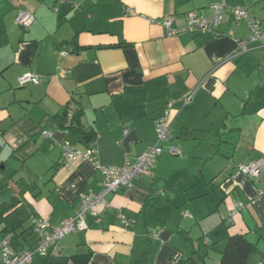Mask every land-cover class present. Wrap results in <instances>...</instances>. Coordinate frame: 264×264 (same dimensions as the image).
<instances>
[{"label":"crops","instance_id":"obj_1","mask_svg":"<svg viewBox=\"0 0 264 264\" xmlns=\"http://www.w3.org/2000/svg\"><path fill=\"white\" fill-rule=\"evenodd\" d=\"M218 1L0 0V187L14 190L30 225L45 217L59 227L80 210L81 194L102 190L95 165L64 162V142L94 150L100 166L123 167L157 144L165 110L174 135L151 175L107 196L100 222L88 216V230L34 264H74L79 255H90L87 264H195L197 256L221 264L233 235L254 246L250 264L263 259L264 167L253 179L239 166L264 161V39L241 54L250 30L232 15L205 34L170 37L162 26H184L191 12L210 17ZM224 1L264 32V0ZM19 9L35 16L32 26L17 24ZM26 73L40 84L21 86ZM65 110L61 127L55 117ZM74 117L80 133L69 129ZM13 160L20 169L6 173Z\"/></svg>","mask_w":264,"mask_h":264},{"label":"built area","instance_id":"obj_2","mask_svg":"<svg viewBox=\"0 0 264 264\" xmlns=\"http://www.w3.org/2000/svg\"><path fill=\"white\" fill-rule=\"evenodd\" d=\"M95 3L97 0H90ZM55 12H59L58 7H54ZM212 15L205 17L197 12H191L186 17V24L181 27H173L170 20L162 22V26L168 31L170 37H177L180 34L188 32L209 33L213 28L218 27L224 21L227 15H232L236 21H247L250 30L248 39L239 42V52L241 54L249 51V44L260 42L264 39V32L261 28L262 21L252 17L245 8H230L224 0H219L210 6ZM17 24L24 28L32 26L35 22V16L25 10L19 9L16 16ZM72 53L70 50H61L59 55L66 58ZM40 79L31 73H26L19 78L21 86L27 84H40ZM192 96L185 98V105L191 103ZM169 112L165 110L155 123L157 132V144L149 147L134 161H127L123 167H103L97 162L94 150L79 152L70 142L63 144V160L66 164L77 160L90 162L99 168L104 176L102 190L100 192L90 191L88 194H81V208L76 212L73 218H67L62 221L59 227H53L48 218L34 217L32 219V229L35 235V247L31 250L15 252L11 248L9 238L0 240V264H34L37 257L46 258L49 256L52 248L67 235L75 232H84L88 230L87 217L91 216L96 222H100L101 214L110 207L107 196L117 192L121 188L130 187L135 179L151 175L158 157L164 152L163 144L173 140L174 135L169 121ZM45 137H51V133L44 132ZM171 154L177 155V149H171ZM264 167V161H257L249 165H240L241 174L253 179L259 177ZM241 205V204H239ZM258 264H264L263 259Z\"/></svg>","mask_w":264,"mask_h":264},{"label":"trees","instance_id":"obj_3","mask_svg":"<svg viewBox=\"0 0 264 264\" xmlns=\"http://www.w3.org/2000/svg\"><path fill=\"white\" fill-rule=\"evenodd\" d=\"M67 112L68 111L65 110L60 116L57 115L55 117L61 121V127H63L64 123L67 122ZM76 124L79 125L80 121L76 122L74 117L69 125V129L76 130L78 133L83 131L80 126L77 128ZM91 134L92 132H84V138H89ZM8 190L9 184H4L0 187V193ZM25 212L26 209L24 210L20 205V202L16 199H13L11 206H0V240L9 238L11 248L15 252L31 250L35 247L36 238L33 233L32 223L29 227H25ZM254 250V246L246 239L245 236H230L226 242L225 249L221 254V264H250V258ZM36 260L37 259H35V261ZM71 260L74 264H87L90 260V255L73 256L71 257ZM200 260L203 262L201 257Z\"/></svg>","mask_w":264,"mask_h":264},{"label":"water","instance_id":"obj_4","mask_svg":"<svg viewBox=\"0 0 264 264\" xmlns=\"http://www.w3.org/2000/svg\"><path fill=\"white\" fill-rule=\"evenodd\" d=\"M13 199H14V190L9 188L8 191L0 195V206H3V205L11 206ZM194 262L195 264H204V258L202 262L199 256L194 257Z\"/></svg>","mask_w":264,"mask_h":264},{"label":"rangeland","instance_id":"obj_5","mask_svg":"<svg viewBox=\"0 0 264 264\" xmlns=\"http://www.w3.org/2000/svg\"><path fill=\"white\" fill-rule=\"evenodd\" d=\"M8 167H9V171H6V173H9L10 172V170H13V169H16V170H19L20 169V167H21V164L19 165L17 162H15L14 163V160L12 161V163H10L9 165H8ZM45 169H47V168H40V171H46ZM44 177V178H43ZM42 178L43 179H47L48 178V175L46 176V174H45V176H43ZM0 182L1 183H3V182H5V180H4V178H1L0 179ZM24 217L26 218V223H25V227H29L30 226V222H29V217H28V215L25 213V215H24ZM39 257H37L36 259H38Z\"/></svg>","mask_w":264,"mask_h":264}]
</instances>
